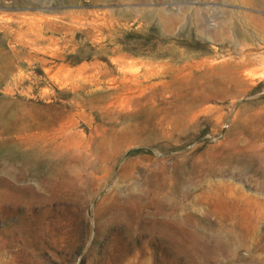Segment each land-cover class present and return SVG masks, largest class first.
Listing matches in <instances>:
<instances>
[{
	"label": "rangeland",
	"instance_id": "rangeland-1",
	"mask_svg": "<svg viewBox=\"0 0 264 264\" xmlns=\"http://www.w3.org/2000/svg\"><path fill=\"white\" fill-rule=\"evenodd\" d=\"M0 264H264V0H0Z\"/></svg>",
	"mask_w": 264,
	"mask_h": 264
},
{
	"label": "bare ground",
	"instance_id": "bare-ground-1",
	"mask_svg": "<svg viewBox=\"0 0 264 264\" xmlns=\"http://www.w3.org/2000/svg\"><path fill=\"white\" fill-rule=\"evenodd\" d=\"M50 182H52V181H50ZM157 202H158V201H157ZM153 203H156V202H153ZM154 205H155V204H154ZM154 205H153V206H154ZM156 205H158V204H156ZM156 205H155V206H156ZM153 206H152V207H153ZM155 206H154V207H155ZM156 207H157V206H156ZM219 224H220V223H219Z\"/></svg>",
	"mask_w": 264,
	"mask_h": 264
}]
</instances>
